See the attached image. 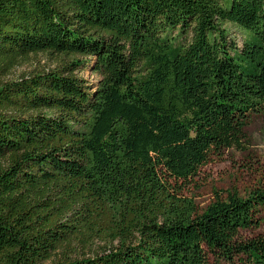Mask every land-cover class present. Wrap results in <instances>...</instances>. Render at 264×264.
I'll return each instance as SVG.
<instances>
[{
	"label": "trees",
	"instance_id": "trees-1",
	"mask_svg": "<svg viewBox=\"0 0 264 264\" xmlns=\"http://www.w3.org/2000/svg\"><path fill=\"white\" fill-rule=\"evenodd\" d=\"M256 116L264 0H0V264H264V184L183 194Z\"/></svg>",
	"mask_w": 264,
	"mask_h": 264
},
{
	"label": "rangeland",
	"instance_id": "rangeland-1",
	"mask_svg": "<svg viewBox=\"0 0 264 264\" xmlns=\"http://www.w3.org/2000/svg\"><path fill=\"white\" fill-rule=\"evenodd\" d=\"M230 34L240 45L241 31L231 27ZM55 64L52 57L35 55L17 65L6 78L14 80L32 71L50 70ZM89 67L90 64L80 68L77 75L93 86L98 78L91 73ZM246 133L247 143L243 150L224 151L220 158H213L199 169L196 176L184 183L183 194L193 200L198 211L204 210L217 197L225 199L233 192L244 197L256 186L264 184V117H254L247 126ZM257 233H264V220L258 229L243 232L242 236L249 237ZM84 253L85 257L91 254L89 250Z\"/></svg>",
	"mask_w": 264,
	"mask_h": 264
}]
</instances>
